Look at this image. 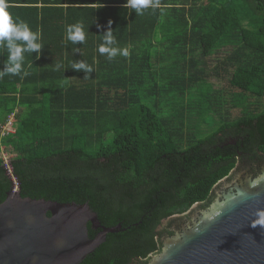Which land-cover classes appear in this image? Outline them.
<instances>
[{
  "label": "trees",
  "instance_id": "16d2710c",
  "mask_svg": "<svg viewBox=\"0 0 264 264\" xmlns=\"http://www.w3.org/2000/svg\"><path fill=\"white\" fill-rule=\"evenodd\" d=\"M7 3L42 48L23 54L28 75L0 76V125L15 114L16 129L0 139V154H14L12 175L0 157V203L14 186L24 198L89 203L101 226L120 228L82 264H146L168 215L205 200L235 166L228 154L207 168L198 145L226 134L251 144L245 154L264 143V0H152L141 15L127 0ZM109 22L128 56L99 52ZM78 23L85 40L73 43ZM7 57L0 45V71ZM80 61L92 71H76ZM185 168L194 180L181 191ZM169 187L192 199L168 211Z\"/></svg>",
  "mask_w": 264,
  "mask_h": 264
},
{
  "label": "water",
  "instance_id": "95a60500",
  "mask_svg": "<svg viewBox=\"0 0 264 264\" xmlns=\"http://www.w3.org/2000/svg\"><path fill=\"white\" fill-rule=\"evenodd\" d=\"M255 182V183H254ZM264 171L217 201L191 229L165 239L146 264H264ZM89 225L95 231L90 237ZM120 226H101L89 205L22 197L14 186L0 203V264H82ZM167 228V222L163 230Z\"/></svg>",
  "mask_w": 264,
  "mask_h": 264
},
{
  "label": "flooded vegetation",
  "instance_id": "af4514ba",
  "mask_svg": "<svg viewBox=\"0 0 264 264\" xmlns=\"http://www.w3.org/2000/svg\"><path fill=\"white\" fill-rule=\"evenodd\" d=\"M215 131V130H213ZM211 131V132H213ZM206 136H210V131H205ZM245 140L241 138H234L226 134H218V137H212L203 145L199 144L198 150L200 151L202 146L204 152L207 153L205 163L209 168L216 160L220 159V155L223 157L228 154L230 157H235V166L230 173L216 181L210 189L208 197L203 201H197L193 203L189 208L183 211H175L167 217V228L159 234V241L161 243L160 250L165 246V239L173 238L178 234H182L185 230L191 229L198 221L199 217L207 211H210L217 201H224L226 195L229 193H236L237 188L241 187L247 179L258 178L264 171V143L258 141L253 144L254 152H247L243 149L245 146ZM251 144L247 142V147ZM263 148V149H262ZM197 158L195 157V160ZM202 159V157H201ZM190 164L185 163V166ZM194 165V164H192ZM216 175V171L212 172L209 178H213ZM194 179L190 177L189 170L184 169L183 178L180 180L182 189L185 190L189 186V182H193ZM180 191V192H181ZM177 190H173L169 187L167 189V210L170 211L173 205L184 206L187 205L192 197H182L181 193ZM150 254L149 257L152 255ZM142 261V260H141ZM136 264H140L138 260L134 261ZM138 262V263H137Z\"/></svg>",
  "mask_w": 264,
  "mask_h": 264
},
{
  "label": "clouds",
  "instance_id": "9594fccd",
  "mask_svg": "<svg viewBox=\"0 0 264 264\" xmlns=\"http://www.w3.org/2000/svg\"><path fill=\"white\" fill-rule=\"evenodd\" d=\"M151 4L152 7L158 5L152 4V0H127L126 7L134 8L138 15L143 14L142 10ZM7 0H0V45L8 51L7 61L5 62L3 71H0V76L5 74L28 75L23 71L24 53H40L42 44L39 41V32L31 31L29 25L17 18L15 21L12 15L7 11ZM109 22L108 30L103 34V43L99 46L101 54L107 53L108 58L112 59L117 54L128 56L127 49H119L115 47V37ZM85 32L82 24L70 25L67 29V39L73 43L83 42L85 40ZM76 71L83 69L86 73L92 69L85 65L83 61L74 65ZM255 183V182H254ZM260 220L253 223V227L257 225L264 226V212L258 213Z\"/></svg>",
  "mask_w": 264,
  "mask_h": 264
},
{
  "label": "rangeland",
  "instance_id": "374dc122",
  "mask_svg": "<svg viewBox=\"0 0 264 264\" xmlns=\"http://www.w3.org/2000/svg\"><path fill=\"white\" fill-rule=\"evenodd\" d=\"M216 57H217V55H215V56H212L211 58H210V60H209V63H210V67L211 68H213V66H214V64H216ZM210 82H211V86L213 87V90H217V89H220L222 86H223V84H224V81L223 80H221V79H216V78H211L210 79ZM232 116L233 117H236L237 116V113H233L232 114ZM216 118H217V116H215ZM218 126H216V125H213V126H207V127H205L206 128V130L205 131H213V130H215L216 128H217ZM0 157L3 159V160H6L7 162H8V164L10 163V161H11V159L14 157V154H12V153H8V152H6V151H2L1 152V154H0ZM17 189V188H16ZM166 222H167V219L166 220H164L163 222H162V224H161V226L159 227V229H158V231H161L162 229H163V227H164V225L166 224ZM153 255V254H152ZM151 255V256H152Z\"/></svg>",
  "mask_w": 264,
  "mask_h": 264
},
{
  "label": "built area",
  "instance_id": "2783aa9c",
  "mask_svg": "<svg viewBox=\"0 0 264 264\" xmlns=\"http://www.w3.org/2000/svg\"><path fill=\"white\" fill-rule=\"evenodd\" d=\"M15 131H16V129H15V114H13L8 118L7 122L4 125H0V139L8 137L11 134H14ZM2 151H6L5 148H3ZM3 161L5 163L7 170H8V173L10 175H12V168L10 166V163L8 164V162L6 160H3ZM13 179L16 182V179L15 178H13Z\"/></svg>",
  "mask_w": 264,
  "mask_h": 264
}]
</instances>
